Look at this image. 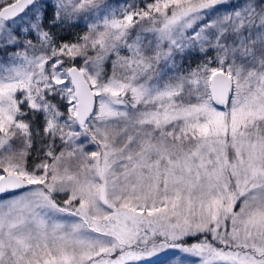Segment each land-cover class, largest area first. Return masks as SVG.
Masks as SVG:
<instances>
[{"label":"snow or ice","instance_id":"1","mask_svg":"<svg viewBox=\"0 0 264 264\" xmlns=\"http://www.w3.org/2000/svg\"><path fill=\"white\" fill-rule=\"evenodd\" d=\"M0 264H264V0H0Z\"/></svg>","mask_w":264,"mask_h":264}]
</instances>
